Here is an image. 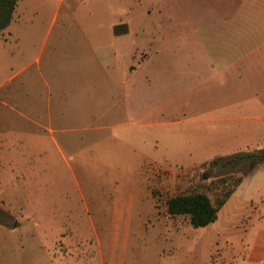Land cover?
<instances>
[{
    "label": "rangeland",
    "instance_id": "obj_1",
    "mask_svg": "<svg viewBox=\"0 0 264 264\" xmlns=\"http://www.w3.org/2000/svg\"><path fill=\"white\" fill-rule=\"evenodd\" d=\"M233 1L19 0L0 32V264L264 255V164L208 227L166 205H218L248 171L212 161L264 148V16Z\"/></svg>",
    "mask_w": 264,
    "mask_h": 264
},
{
    "label": "trees",
    "instance_id": "obj_2",
    "mask_svg": "<svg viewBox=\"0 0 264 264\" xmlns=\"http://www.w3.org/2000/svg\"><path fill=\"white\" fill-rule=\"evenodd\" d=\"M19 0H0V32L9 27L14 19V14ZM128 31L125 24L115 26V35L126 34ZM212 164H222V166L246 167V171L236 181L234 188L224 194V199L218 205H214L205 194L198 193L192 195H178L167 200V211L171 216L188 217L190 225L195 228H205L214 224L218 220L220 207L235 192L246 176L251 174L259 166L264 164V148L254 152L240 153L230 157H221L212 161ZM248 173V174H247Z\"/></svg>",
    "mask_w": 264,
    "mask_h": 264
},
{
    "label": "crops",
    "instance_id": "obj_3",
    "mask_svg": "<svg viewBox=\"0 0 264 264\" xmlns=\"http://www.w3.org/2000/svg\"><path fill=\"white\" fill-rule=\"evenodd\" d=\"M232 2H234L232 0ZM230 2V4L232 3ZM259 5V6H257ZM261 5V6H260ZM264 0H243L239 3V10L237 13H243L245 14L246 18L248 17V20H259L261 19V16H264ZM247 11H248V14H247ZM242 14V15H243ZM15 15V14H14ZM13 22V21H12ZM119 26V25H117ZM127 26V29H128V25L126 24ZM130 29V28H129ZM128 29L127 33L126 34H122V35H113V37L115 38H118V37H121V36H127L128 34H130V30ZM114 33V32H113ZM113 65V64H112ZM210 68L212 70V72L214 74H217V68L215 67V64H210L209 65ZM224 67V65L222 64V68ZM221 68V69H222ZM233 68V67H232ZM123 69V68H122ZM220 69V70H221ZM229 66H227L226 68H224L222 71L224 70H229ZM124 70L129 74V75H132L133 73V65L132 64H126L124 66ZM220 71V73L222 72ZM120 85L121 86H127V81L126 80H122L120 81ZM226 97V95L224 96ZM261 242L264 243V238H261ZM249 263H252V264H264V255L254 259V260H251V259H248ZM251 261V262H250Z\"/></svg>",
    "mask_w": 264,
    "mask_h": 264
}]
</instances>
